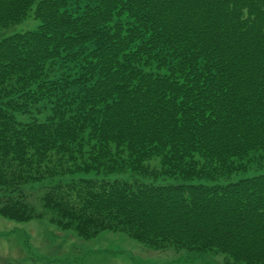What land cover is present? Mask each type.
Instances as JSON below:
<instances>
[{
  "label": "trees",
  "instance_id": "1",
  "mask_svg": "<svg viewBox=\"0 0 264 264\" xmlns=\"http://www.w3.org/2000/svg\"><path fill=\"white\" fill-rule=\"evenodd\" d=\"M0 215L264 264V0H0Z\"/></svg>",
  "mask_w": 264,
  "mask_h": 264
},
{
  "label": "rangeland",
  "instance_id": "2",
  "mask_svg": "<svg viewBox=\"0 0 264 264\" xmlns=\"http://www.w3.org/2000/svg\"><path fill=\"white\" fill-rule=\"evenodd\" d=\"M38 22L32 18L9 27L4 31V34H11L14 32H21L28 29L36 28ZM41 114L33 113L32 117L38 119H44L47 115L46 110H41ZM16 118L21 121H28L30 116L25 114H17ZM260 173L261 170L254 171ZM92 174H85L89 177ZM249 173H239L233 178H240L248 176ZM128 177V173H119L111 175V178L125 179ZM154 182L159 183H172L173 179H160ZM41 185L31 187L30 202L36 209L41 208L40 197L43 192ZM10 223L11 227L7 224ZM15 226V227H14ZM53 229V228H52ZM57 229V228H54ZM57 234V242L52 247V252H47L50 256V261L54 258H59L60 261L66 262L61 259L65 254L70 252L71 246L78 244L79 240L72 234H64V232L57 230H50L46 222L41 220L32 219L26 224L18 223L16 221L9 220L0 215V264H45L39 258V255L43 253L40 250L33 249L34 242L31 237L39 236L47 239L48 244H53L51 240L53 237L51 234ZM101 236L88 243L80 252L69 253L68 264H222L224 254H213L211 252L205 253V257L198 256L197 253L187 251L185 249L176 251L174 249L166 250H153L148 248L145 244L136 241L123 233H110L103 232ZM46 241L42 240L41 244H44L48 248ZM86 245V242H83ZM39 248L44 249L40 244ZM89 249L91 253L85 252ZM23 250L26 251L28 256L32 259L23 257ZM84 251V252H83ZM55 252V253H54ZM54 253V254H53ZM25 254V255H26Z\"/></svg>",
  "mask_w": 264,
  "mask_h": 264
},
{
  "label": "crops",
  "instance_id": "3",
  "mask_svg": "<svg viewBox=\"0 0 264 264\" xmlns=\"http://www.w3.org/2000/svg\"><path fill=\"white\" fill-rule=\"evenodd\" d=\"M27 223V222H26ZM26 223H23V224H26ZM10 227H11V224L10 223H7ZM49 228H50V230H56V229H54L53 227H51V226H49V225H47ZM15 227V226H14ZM53 228V229H52ZM52 235V237H53V240H51L52 242H53V244H48L49 243V241L47 240V239H45V238H43L42 236L40 237L39 236V238H38V236H32L31 237V239H32V241L35 243L34 244V246H33V249L35 250V249H37V250H40L41 252L43 251V253L42 254H40L39 255V258L43 261V263H45V264H60V262H62V261H60L59 260V258L60 257H58V258H54L53 259V261H50V256L49 255H47V252H52L53 251V248H57V247H52L56 242H57V239H58V236H57V234L55 233V234H51ZM42 240H44V241H46L45 243H47L48 244V248H46L45 246H44V244H41V241ZM41 245L44 249H42V248H39L38 247V245ZM74 246H80L79 244H75ZM55 253V252H54ZM53 253V254H54ZM26 254V251L25 250H23V257L24 258H27V259H32L31 258V256H28L27 254ZM64 264H66L65 262H64Z\"/></svg>",
  "mask_w": 264,
  "mask_h": 264
}]
</instances>
